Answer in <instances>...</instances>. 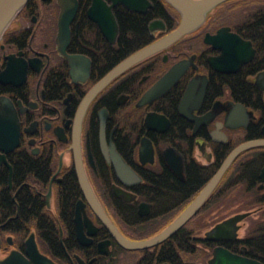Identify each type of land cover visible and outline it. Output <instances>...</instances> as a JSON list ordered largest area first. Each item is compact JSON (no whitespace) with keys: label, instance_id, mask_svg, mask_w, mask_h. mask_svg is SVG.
I'll list each match as a JSON object with an SVG mask.
<instances>
[{"label":"flooded vegetation","instance_id":"af4514ba","mask_svg":"<svg viewBox=\"0 0 264 264\" xmlns=\"http://www.w3.org/2000/svg\"><path fill=\"white\" fill-rule=\"evenodd\" d=\"M77 1L67 44L59 40L58 0H27L0 37V98L11 103L19 123L18 144L0 149V261L15 251L29 264H171L159 259L168 251L163 245L168 242L177 251L182 241L208 251L196 264H208L217 245L252 258L246 244L251 232L241 235V230L253 216L252 231L264 238V145L238 154L179 230L142 249L123 247L95 213L80 182L77 157L94 196L122 236L137 241L160 232L195 199L235 147L264 139V0L220 3L207 12L202 25L134 63L89 100L92 87L132 54L115 58L120 32L116 9L146 14L154 6L150 0L145 13L113 6L118 33L110 40L88 16L92 0L82 2V12ZM154 19L163 20L165 29L151 32ZM152 20L147 29L153 41L172 30L163 18ZM221 27L250 42L248 60L239 65L228 59L216 62L222 51L204 37ZM105 53L112 60H104ZM181 60L186 67L178 80L138 104ZM189 84L194 94L191 90L182 103ZM143 143L152 147V157H140ZM167 148L177 153L173 159L178 169L164 157ZM115 154L130 167L129 175L116 171ZM27 156L46 162V177L30 172L22 181L14 178L15 165ZM166 179L174 185L172 198L163 196L170 190L161 186ZM24 186L41 201L39 222L21 215L18 193ZM5 189L14 203L10 210ZM244 212L249 214L238 222L235 237L208 234L216 224Z\"/></svg>","mask_w":264,"mask_h":264},{"label":"water","instance_id":"95a60500","mask_svg":"<svg viewBox=\"0 0 264 264\" xmlns=\"http://www.w3.org/2000/svg\"><path fill=\"white\" fill-rule=\"evenodd\" d=\"M168 6L178 12L180 20L178 25L167 32L163 36L155 39L146 46L133 52L126 57L116 67H114L104 78H102L96 85L92 87L87 95V99H91L104 85H106L112 78L119 73L133 65L134 63L170 46L183 36L191 33L197 27L203 24L207 12L226 0H163ZM27 2V0H0V37L6 29L9 22L18 12V10ZM60 6L59 17V40L68 42L69 40V23L74 17L77 10V0H58ZM108 4L105 0H92L87 13L88 16L98 24L103 34L110 40H114L118 33V24L112 13V7L118 4L124 5L127 9L137 12L145 13L152 6L150 0H110ZM151 32L155 30L165 29V24L161 19H154L148 26ZM204 41L212 44L214 48L220 49L222 52L219 56H216V62L221 64L224 59H228V62L235 63L237 65L248 60L252 51L250 50V42L241 39L238 35L228 31V27H221L217 33L210 35L206 33ZM186 67V61L181 60L174 64L161 78H159L151 88L143 95L138 104H143L149 100L156 98L163 94L170 86H172L178 78L182 75ZM219 68V67H218ZM194 94L193 85L190 88V84L182 98V103L188 100ZM199 99L202 98L203 91L200 92ZM188 118H192L187 115ZM0 118H2L4 124L0 123V149L8 151L18 144L19 140V123L17 121L16 113L11 103L6 98H0ZM264 145V139H255L246 141L237 147H235L226 159L223 161L219 169L213 175V177L206 183L201 189L195 199L167 226H165L160 232L152 237L144 240H130L122 236L117 228L108 218L105 211L100 206L98 200L94 196L90 184L87 180L86 174L79 156L77 170L80 178L81 185L84 192L91 203L93 210L102 220L104 225L110 230L116 240L125 248L129 249H142L157 245L163 242L166 238L174 234L179 230L190 218L193 216L202 203L211 194L222 175L230 166L231 162L242 151L252 147ZM149 150L146 151V147ZM140 157L149 155L152 157V147L149 143H143L139 149ZM177 153L172 148L164 150V157L169 162L170 166L174 169H178L174 162L173 156ZM113 165L116 171L122 177L129 175L132 171L130 167L125 163L119 154L113 156ZM142 161V160H141ZM143 163L145 161H142ZM249 212L238 213L231 216L228 219L216 224L208 234L215 235L214 239L233 238L236 236V232L239 228L238 222L247 216ZM224 233H231L230 236H223ZM38 253L37 249L35 254ZM0 264H29L23 256L13 251L6 259L0 261ZM44 264H52L50 260L44 261ZM167 264V263H163ZM208 264H262L259 260L249 258L244 255L236 254L229 249L217 245L213 248L212 256L208 260Z\"/></svg>","mask_w":264,"mask_h":264},{"label":"trees","instance_id":"16d2710c","mask_svg":"<svg viewBox=\"0 0 264 264\" xmlns=\"http://www.w3.org/2000/svg\"><path fill=\"white\" fill-rule=\"evenodd\" d=\"M84 1L87 0H80L79 9L81 12L83 10L82 2ZM153 6L154 7L150 9L146 14H136L120 7L116 9L120 28L117 39L118 48L115 52L116 59L122 55L123 57L127 56L153 41V38L147 29V24L154 17L163 18L166 21L169 29H173L178 25V15L163 0H153ZM102 57H105L104 60L107 61L109 60V58L112 60V55H109L108 53H105V55H102ZM195 170L196 169H194V171ZM46 171V162L42 161V159L28 156L26 158L21 157L20 162H18L14 167V178L22 181L25 175L30 172H33L36 176L46 177ZM194 171L189 172V176L192 173L193 177L194 173H196L197 170L195 172ZM161 184V186H164V188L168 190L170 189L168 193L166 192L165 194H163V196L165 198H172L174 185L170 184L168 179H166V182L162 181ZM175 184L185 186L183 183ZM166 185H169L172 188ZM187 185L188 183H186V186ZM29 191L30 188L24 186L18 193L20 212L24 218H36L39 222L40 217H42L40 215L41 201L38 200L37 196L34 197L30 195ZM4 197L7 199V201H9V204L6 207L7 210L12 209V204L14 203L13 201H10L7 189H5ZM258 233L259 232L257 231H251V233L247 236V255L260 260L264 264V238L260 237ZM163 247L168 249V251H165L163 255H159V259L161 260V258H164L163 260H169L171 264H196L197 262L204 261V259L209 255L208 251L196 247L193 242L192 248H190L187 241H182L177 251L173 249L171 244L168 245V242L164 243Z\"/></svg>","mask_w":264,"mask_h":264},{"label":"rangeland","instance_id":"374dc122","mask_svg":"<svg viewBox=\"0 0 264 264\" xmlns=\"http://www.w3.org/2000/svg\"><path fill=\"white\" fill-rule=\"evenodd\" d=\"M253 220H254L253 216H250L246 219L245 221L246 225L244 228H242L241 235H245L246 232L249 233L252 231V229L254 228Z\"/></svg>","mask_w":264,"mask_h":264}]
</instances>
